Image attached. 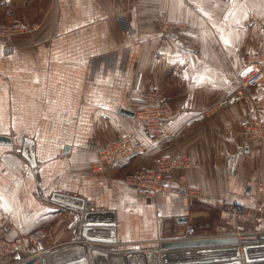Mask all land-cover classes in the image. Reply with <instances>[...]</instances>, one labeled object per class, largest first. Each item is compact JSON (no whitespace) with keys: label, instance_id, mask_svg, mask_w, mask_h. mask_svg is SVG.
Returning <instances> with one entry per match:
<instances>
[{"label":"crops","instance_id":"crops-1","mask_svg":"<svg viewBox=\"0 0 264 264\" xmlns=\"http://www.w3.org/2000/svg\"><path fill=\"white\" fill-rule=\"evenodd\" d=\"M162 13L187 31L161 35ZM15 22L40 30L12 45L0 40V135L12 139L0 144V229L7 239L46 233L28 244V254L0 264H24L29 254L43 256L81 238L84 210L54 199L56 193L113 211L120 251L186 236L187 224L197 230L212 209L209 200L254 204L264 141L245 146L243 126L256 115L254 99L262 100L264 117V85L210 110L234 92L246 55L264 52V0H0V24ZM155 87H165L176 110L167 126L171 140L91 174L103 144L142 129L121 110L138 107ZM26 138L35 142L40 180L23 154ZM182 152L192 162L187 185L199 198L181 191L180 174L155 200L117 180ZM213 212L219 229L204 235L234 232L243 239L264 230L261 220ZM98 220L111 223L113 215Z\"/></svg>","mask_w":264,"mask_h":264},{"label":"built area","instance_id":"built-area-1","mask_svg":"<svg viewBox=\"0 0 264 264\" xmlns=\"http://www.w3.org/2000/svg\"><path fill=\"white\" fill-rule=\"evenodd\" d=\"M165 18L166 16H161L158 20L159 27L162 31L173 32V30L185 29V24L183 22L169 21ZM29 28H32L31 25L20 22L0 24V39L9 43L15 35L24 33V31ZM32 29H34V27ZM246 60L249 64H251L250 62H261V66L238 74L236 90L220 101L213 110L229 106L247 96L253 88L264 85V53L258 56L249 55ZM148 93L149 94L144 99L145 104H142L144 105L143 108L134 113L139 120L144 119L142 120L144 124L152 123L148 126L146 125V129L148 132L147 136L153 138L158 136V133L152 132L153 128L157 126L158 129L162 130V125L170 119L168 117L171 115V105L167 100L164 91L161 89L154 88ZM152 94H155L156 97L153 98L151 96ZM147 97L149 98L147 99ZM253 103L256 115L248 120L243 126L245 146H249V144L255 140L264 141V117L261 116L263 113L261 109L263 103L261 99H254ZM149 104L156 110V115H153L151 118H143L140 112L145 110ZM145 147V139L141 134H136L134 140L130 139L129 136L124 137L120 142L110 144L104 150L99 152V155L92 162V170L93 172L100 173V171H102L108 164L120 161L126 154L136 155L139 151L144 150ZM190 167L191 163L189 156H187L186 153H183L178 157L164 156L159 161V165L156 166V168L142 169L141 171L135 172L131 176L125 178L124 182L132 187L138 188L147 196L157 197L162 192L171 190L173 186L171 179L177 172H179L177 174H180V184L184 185L182 186L181 191L186 195H190V193L194 194V192L193 189L187 185L184 174V172ZM254 198L255 201L252 205H231L221 203L220 205L226 207V209L232 212L235 217L264 220V177L260 178L257 182ZM186 228L187 233L190 234L193 232L190 225H187ZM44 235L45 231L43 229L30 233L26 238L7 239L2 235L0 229V259L19 252L28 254V244L37 245ZM37 256L41 255L37 253L29 254L27 259L29 260ZM36 264H40V261L37 260Z\"/></svg>","mask_w":264,"mask_h":264},{"label":"water","instance_id":"water-1","mask_svg":"<svg viewBox=\"0 0 264 264\" xmlns=\"http://www.w3.org/2000/svg\"><path fill=\"white\" fill-rule=\"evenodd\" d=\"M121 113L135 116L132 110L126 108H122ZM11 143L10 137L0 135V144ZM23 154L40 180L35 142L32 139H25ZM54 199L84 210L80 220L81 238L53 249L44 256L31 258L24 264H36L37 260L40 264H264V230L257 232L254 238L240 239L238 233L172 238L160 241L156 248L120 251L113 211L93 210L90 201L86 202L85 198L72 194L56 193ZM78 201L80 203L75 204ZM107 215H113L111 223L99 222V217Z\"/></svg>","mask_w":264,"mask_h":264},{"label":"rangeland","instance_id":"rangeland-1","mask_svg":"<svg viewBox=\"0 0 264 264\" xmlns=\"http://www.w3.org/2000/svg\"><path fill=\"white\" fill-rule=\"evenodd\" d=\"M161 16H166V18L165 19H168L169 21H171L169 18H168V16L166 15V13H162V14H160L159 16H158V18H157V25H158V31H159V33L161 34V35H163V36H167V35H169V34H171V33H173V32H186L187 30H186V28L185 29H183V30H181V29H177V30H173V32H164V31H162L161 30V28L159 27V24H158V20H159V18L161 17ZM20 23H22V22H20ZM5 24V23H4ZM32 28L34 27V29H32V28H29V29H27V30H25L24 31V33H20V34H17V35H15V37H13L12 39H11V41L9 42V43H7V44H9V45H12L14 42H15V40H16V38L18 39V38H29V37H32V36H34V35H36L38 32H39V30L40 29H38L39 27L38 26H36V25H34V26H31ZM133 31V29H131L130 30V32H132ZM0 40H3V39H0ZM19 40V39H18ZM4 41V40H3ZM12 42V43H11ZM264 52H260V53H257V54H250V55H254V56H258V55H261V54H263ZM247 56H249V54L248 55H246V59H247ZM245 59V63H246V70L245 71H243V72H240V73H244V72H246V71H248V70H250V69H252V68H257V67H259V66H261V62H250L251 64H249V63H247V60ZM264 63V62H263ZM240 73H238V74H240ZM237 74V75H238ZM237 75H236V81H237ZM156 88V87H155ZM237 88V87H236ZM236 88H235V90H236ZM152 89H154V88H152ZM157 89H161L162 91H164V94H165V96L167 97V94H166V91H165V87H159V88H157ZM151 90V89H150ZM149 90V91H150ZM234 90V91H235ZM160 91V90H159ZM161 92V91H160ZM233 93V92H232ZM231 93V94H232ZM149 93H147L146 94V96L148 95ZM231 94H229V95H231ZM228 95V96H229ZM153 98L154 97H156V95L155 94H152L151 95ZM227 97V96H226ZM146 98V97H145ZM149 97H147V99H148ZM167 100H168V98H167ZM169 101V100H168ZM237 102V101H236ZM152 103V102H151ZM150 103V104H151ZM170 103V102H169ZM235 103V102H234ZM142 104H145V102L143 101L138 107H136V108H134V109H132V111L133 112H137V111H139V110H141L142 108H143V106L144 105H142ZM149 104V106L145 109V110H143L142 112H140V114H142V116H143V118H146V117H148V118H151L153 115H156L155 113H156V110L154 109V107L153 106H151ZM233 104V103H232ZM171 105V104H170ZM231 105V104H230ZM215 108V107H214ZM214 108H212L210 111L211 112H214L215 110H213ZM175 109L174 108H172V106H171V115L168 117V118H170V119H168L167 120V122H165V124H163L162 125V130H160V129H158L157 128V126H155L154 128H153V130H152V132H155V133H158L157 135L158 136H156V137H153V138H150V137H148L147 135H148V132H147V129H146V125L148 126V125H150V124H152V123H146V124H144V122L142 121V120H144V119H138L137 117H136V115L134 116L136 119H138L141 123H142V129L141 130H139V131H137V132H133V133H130V134H126V135H124V136H122V137H120V138H118V139H114V140H111V141H108V142H106L105 144H103L99 149H98V152H97V156L99 155V152H101L102 150H104L108 145H110V144H113V143H115V142H120L121 140H123V138L124 137H127V136H129V138L130 139H132V140H134V138H135V135L136 134H141V135H143L144 136V139H145V149L144 150H142V151H139V153L138 154H136V155H134V154H132V155H130V154H126V155H124L123 156V158L120 160V161H115V163H111V164H108L107 166H105V168L102 170V171H100V173L98 172H93V170H92V162H93V160L91 161V163H90V172H91V174H103L105 171H106V169L108 168V167H114V166H119L120 164H123V163H125V162H127V161H129V160H131L134 156H137V155H140V154H142V153H144V152H146L153 144H155L156 142L158 143V142H162V140H164V139H166V140H171V135H172V133H171V131H169L168 130V123L170 122V120L173 118V116L175 115ZM148 128V127H147ZM160 128H161V126H160ZM172 137H173V135H172ZM152 143V144H151ZM102 148V149H101ZM184 152H182L181 154H183ZM180 154V155H181ZM187 154V156H189L188 155V153H186ZM180 155H177V156H171V157H178V156H180ZM96 156V157H97ZM164 156H166V157H168V155H164ZM164 156H162V157H160L159 158V160H158V163H157V165L156 166H158L159 165V161L164 157ZM189 160H190V163H191V165H192V162H191V159H190V157H189ZM156 166L154 167V168H156ZM143 169H153V168H143ZM142 170V169H141ZM141 170H139V171H141ZM189 170V169H188ZM188 170H186V171H188ZM185 171V172H186ZM135 172H138V171H134V172H128V173H124L123 175H121V176H118L117 177V180H120V181H122L123 183H125L124 182V179L125 178H127L128 176H131L132 174H134ZM185 172H184V174H185ZM177 173H179V172H177ZM176 173V174H177ZM126 184V183H125ZM128 185V184H127ZM130 186V185H129ZM132 187V186H131ZM135 188V187H134ZM192 188V187H191ZM139 192H140V194L142 195V196H144V197H147V198H149V199H152V200H155V199H157L160 195H158L157 197H151V196H147V195H145L144 193H142L138 188H136ZM193 189V192H194V194L193 193H190V195L189 196H191V197H194V198H199V190L198 189H196V188H192ZM37 190V189H36ZM164 192H166V191H164ZM41 193H43V192H41ZM211 203V204H210ZM220 203L221 204H231V205H235V204H242V203H239V202H236V201H234V202H227V201H221V200H209V206H210V208H212V209H208L209 210V216H206L205 218H202L201 219V223H199L198 224V229L197 230H195V226H193L192 224H187V225H190L191 227H192V230H193V232L192 233H187V228H185V234H186V236H180V237H176V238H196V237H202L204 234H202V233H207V231H211V232H214L215 233V231H218V229H219V224H218V220L216 219V218H219L218 216H216L215 217V215H214V210H216V211H221L223 214L224 213H226V214H229V215H231L234 219H236V220H238V219H253V218H242V217H235L233 214H232V212H230V211H228L227 209H226V207H224V206H222V205H220ZM199 208H203L202 206H199ZM256 220H261L262 221V223H264V220H262V219H256ZM187 225H186V227H187ZM45 231V230H44ZM195 231H197L198 233H200V234H198V233H196ZM45 233H46V231H45ZM256 233L257 232H254V234L255 235H253V238L256 236ZM202 234V235H201ZM228 234H234V232H232V233H228ZM221 235V234H220ZM226 235V234H225ZM204 236H207V235H204ZM209 236H215V235H209ZM241 238H247V236H243V237H241ZM172 239V238H171ZM164 240V239H163ZM34 246V245H33ZM149 249H151V248H149Z\"/></svg>","mask_w":264,"mask_h":264},{"label":"bare ground","instance_id":"bare-ground-1","mask_svg":"<svg viewBox=\"0 0 264 264\" xmlns=\"http://www.w3.org/2000/svg\"><path fill=\"white\" fill-rule=\"evenodd\" d=\"M152 144V143H151ZM102 149V148H101ZM166 157V156H165ZM44 256V255H43Z\"/></svg>","mask_w":264,"mask_h":264}]
</instances>
